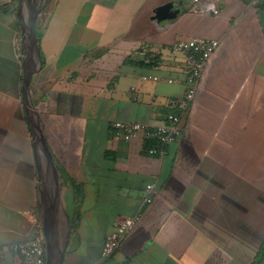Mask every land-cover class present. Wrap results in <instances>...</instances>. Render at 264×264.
Listing matches in <instances>:
<instances>
[{"label":"crops","instance_id":"0c3cea01","mask_svg":"<svg viewBox=\"0 0 264 264\" xmlns=\"http://www.w3.org/2000/svg\"><path fill=\"white\" fill-rule=\"evenodd\" d=\"M10 1L0 0V264L18 260L9 245L42 234L47 208L53 264H251L264 242V0H207L217 14L193 0H33V129L20 89L22 14L3 10ZM166 4L176 14L159 26L153 11ZM192 37L219 44L181 135L161 158L139 138H113L115 120L154 125L176 109L186 63L169 47ZM148 183L155 193L143 204ZM137 211L100 260L115 218Z\"/></svg>","mask_w":264,"mask_h":264},{"label":"built area","instance_id":"2783aa9c","mask_svg":"<svg viewBox=\"0 0 264 264\" xmlns=\"http://www.w3.org/2000/svg\"><path fill=\"white\" fill-rule=\"evenodd\" d=\"M194 10L217 14L214 3L207 0H193ZM219 40L213 38L192 37L175 41L169 47L171 54H182L186 63L183 87L184 93L181 98L174 101L173 106L177 113H168L163 123L148 125L139 122H123L115 120L110 124L111 136L125 142L139 138L143 142L154 141L156 146L148 147L145 152L148 155L161 158L164 154V146L175 141L183 132L182 119L186 115L189 106L194 101L199 80L205 64L217 48ZM143 81H161L174 83L172 78L162 79L157 75H143ZM146 196L143 204L150 203L152 194L155 193L154 184L145 186ZM25 218L35 227H39V219L33 210L25 212ZM140 218L137 211L131 215H121L115 218L113 228L102 243L100 260L109 258L121 245L127 233L136 225ZM11 253L18 257L16 264H44L45 263V241L42 235H37L9 245Z\"/></svg>","mask_w":264,"mask_h":264},{"label":"water","instance_id":"95a60500","mask_svg":"<svg viewBox=\"0 0 264 264\" xmlns=\"http://www.w3.org/2000/svg\"><path fill=\"white\" fill-rule=\"evenodd\" d=\"M32 2V3H31ZM28 5L31 13L28 16L27 25L21 23V39L22 45V81H21V97L24 112L26 114L29 126L31 129L35 128L33 123L34 104L29 94L28 85L30 83L31 76L40 67V53L37 46V39L35 35V20L39 10L35 9L33 0H18L17 15L21 17L23 8ZM171 5L166 4L157 7L153 11V20L157 25L162 26L168 23L176 14V10H170ZM37 63V65H36ZM44 149L47 150L45 142L41 136H39ZM33 140H36V135H33ZM39 218L41 220V230L45 241V264H53V244H54V221L53 216L50 213V208L40 211Z\"/></svg>","mask_w":264,"mask_h":264},{"label":"trees","instance_id":"16d2710c","mask_svg":"<svg viewBox=\"0 0 264 264\" xmlns=\"http://www.w3.org/2000/svg\"><path fill=\"white\" fill-rule=\"evenodd\" d=\"M17 3H18V0H11L9 4H7L6 6L3 7V10H6V11L10 12L12 14V16L14 17V19L16 18ZM261 7H264V5L261 6ZM35 35H36V39H37V42H38V40L40 38V34H39L38 30H37V23L36 22H35ZM128 62H131V60H129V59L125 60V63H128ZM168 113H177V109L173 108ZM153 146H156V143L154 141L153 142L152 141H146V144H145L146 148L153 147ZM263 263H264V242L261 245V247L259 248V251L256 254V256H255V258H254V260L252 261L251 264H263Z\"/></svg>","mask_w":264,"mask_h":264},{"label":"rangeland","instance_id":"374dc122","mask_svg":"<svg viewBox=\"0 0 264 264\" xmlns=\"http://www.w3.org/2000/svg\"><path fill=\"white\" fill-rule=\"evenodd\" d=\"M42 1H47V0H42ZM31 11L28 7V5H26L24 8H23V12H22V20H23V23L24 25L26 26L27 25V19H28V16L30 15ZM37 30H38V27H37ZM39 235H42L41 233Z\"/></svg>","mask_w":264,"mask_h":264}]
</instances>
